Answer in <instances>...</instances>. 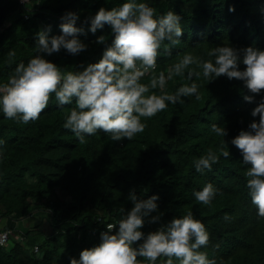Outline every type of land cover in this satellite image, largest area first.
<instances>
[{"label": "trees", "instance_id": "16d2710c", "mask_svg": "<svg viewBox=\"0 0 264 264\" xmlns=\"http://www.w3.org/2000/svg\"><path fill=\"white\" fill-rule=\"evenodd\" d=\"M122 0H0V82H6L20 60L36 54V33L48 24L52 34L61 29L66 10L80 12L78 24L101 5L108 8ZM158 11L173 8L182 14L181 41L168 55L162 51L155 71L168 67L187 51L209 58L215 44L246 46L255 43L264 48V0H150ZM235 5L230 11L229 6ZM90 23V21H89ZM108 35L110 26L90 30L85 36L89 47L79 55L62 49L49 56L66 69L80 61H95L106 47L95 37ZM15 52V56L11 55ZM241 67H244L242 64ZM143 79H149L148 76ZM201 82L200 99L185 97V103L169 107L146 118L142 133L132 139L113 140L99 130L80 141L64 127L71 104L58 107L53 99L40 117L27 124L7 118L0 112V224L3 218L22 220L39 210L49 213L48 227L39 224L26 231L14 229L9 243L0 247V264H69L71 255L99 242L106 224L118 221L132 206L130 191L145 198L159 193V205L165 221L191 209L210 231V241L202 246L216 264H264V217L248 194L245 171L237 146L231 137L247 128L253 119L251 110L264 93L249 92L243 81L221 74ZM184 82L182 77L168 81V90ZM251 94V93H249ZM225 124L228 145L211 130V124ZM230 147L233 155L221 154L211 170L197 171L194 159L209 147ZM211 180L218 188L213 201L205 205L193 190ZM228 214L229 218H225ZM159 222L146 223L154 230ZM39 249L36 250L35 246ZM143 259V257H140ZM166 259V257H161Z\"/></svg>", "mask_w": 264, "mask_h": 264}, {"label": "clouds", "instance_id": "9594fccd", "mask_svg": "<svg viewBox=\"0 0 264 264\" xmlns=\"http://www.w3.org/2000/svg\"><path fill=\"white\" fill-rule=\"evenodd\" d=\"M229 10L234 11L235 5H230ZM78 20L80 12L66 10L59 33L52 34L51 24L36 33V54L26 62L20 60L8 80L0 82V112L5 117L27 124L40 117L54 96L58 107L73 105L64 127L80 141L99 130L118 141L142 133L148 124L146 118L168 108L169 102L183 104L185 97L193 95L200 99L201 82L193 76H203L208 82L221 74L230 80L237 78L249 90L244 93L247 101L255 100L254 94L264 93V48L255 43L215 44L208 49L209 58L187 51L166 72L155 71L158 56L162 51L171 55L172 46L180 43L184 32L182 14L173 8L160 12L150 0H122L111 8L101 5L81 24ZM106 24L112 39L108 43L106 33L95 37L96 43L106 44L99 59L80 61L73 69L49 59L62 49L79 55L89 47L80 34L86 36L89 30L96 33ZM11 55L15 56V52ZM146 76L149 79H143ZM177 76L190 82L169 91L168 81ZM251 115L259 119L241 128L230 142L239 148L242 163L248 165V194L257 215L264 217V94ZM211 130L223 138L222 145L229 146L225 124L213 122ZM4 143L0 137V144ZM221 154L233 155L230 147H209L194 159L196 170H211ZM218 191L209 180L193 193L198 201L208 205ZM127 198L132 206L122 207V217L106 224L99 242L81 249L78 257L71 255L69 264H216V258L202 247L209 244L210 231L191 209L165 221L158 192L145 198L133 188ZM225 218H229L228 214ZM156 222L159 223L154 230H144L146 223Z\"/></svg>", "mask_w": 264, "mask_h": 264}, {"label": "crops", "instance_id": "0c3cea01", "mask_svg": "<svg viewBox=\"0 0 264 264\" xmlns=\"http://www.w3.org/2000/svg\"><path fill=\"white\" fill-rule=\"evenodd\" d=\"M49 219V213L46 210H39L37 212H35L34 214H31L30 216L19 220L15 221L13 219L10 218H3L1 220V227H9L11 229L15 228V229H19L21 231H26L32 227H35L36 225H43V227L45 226V221ZM48 221V220H47ZM14 230V229H13Z\"/></svg>", "mask_w": 264, "mask_h": 264}, {"label": "built area", "instance_id": "2783aa9c", "mask_svg": "<svg viewBox=\"0 0 264 264\" xmlns=\"http://www.w3.org/2000/svg\"><path fill=\"white\" fill-rule=\"evenodd\" d=\"M27 0H21V2H26ZM14 230L5 226H0V247L7 245L11 239V237L14 235ZM35 249L38 250L39 246L36 245Z\"/></svg>", "mask_w": 264, "mask_h": 264}, {"label": "rangeland", "instance_id": "374dc122", "mask_svg": "<svg viewBox=\"0 0 264 264\" xmlns=\"http://www.w3.org/2000/svg\"><path fill=\"white\" fill-rule=\"evenodd\" d=\"M47 220H48V219H47ZM47 220L45 221V224H44V225H45V226H44V228H45V229H47V227H48V224H49ZM15 221H18V222H20L19 220H15Z\"/></svg>", "mask_w": 264, "mask_h": 264}]
</instances>
